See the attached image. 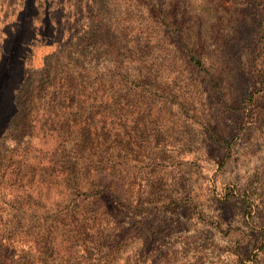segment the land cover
I'll return each mask as SVG.
<instances>
[{
	"label": "rangeland",
	"instance_id": "rangeland-1",
	"mask_svg": "<svg viewBox=\"0 0 264 264\" xmlns=\"http://www.w3.org/2000/svg\"><path fill=\"white\" fill-rule=\"evenodd\" d=\"M177 8L173 0H153L152 7L147 9V17H133L130 22L125 21L126 27L121 35L128 46L135 48L142 56L155 57L161 64L167 59L164 55L167 45L177 48V42L183 44L186 51L182 54L180 63L185 65L184 75L201 85L207 81L223 99L226 95L224 88L230 85L226 84L218 62L217 70L210 71L214 60L213 51L206 44L200 43L199 39L193 42L191 48L188 47L187 20L178 19ZM223 9L230 11L227 0ZM92 19V8L88 0H23L22 5L20 0H0V33L7 36L0 43V51L4 57L0 63V130L7 122V112L11 107L7 93L19 82L23 63L26 69L25 80H43L45 74L50 78L46 85H41L40 92L34 95V107L25 114L32 119L28 121L29 132L21 140L26 138L29 142L21 144L17 141V146L10 152L0 150V264H48L57 255L64 256L65 259L57 260L56 264H100L103 259L97 257L100 248L94 243L92 228L81 231L75 227L82 214L70 209H79L81 198L91 197L86 186V173L77 176L74 168L64 162L65 138L66 135L78 134L82 141L90 142L93 146L97 140H111L119 147V143H116L117 137L122 136L124 141H128L136 128L141 126L137 124L138 113L129 111L114 118L108 112V107L114 101L106 93L104 99L108 105L105 108L107 114L99 109L94 112L82 111L93 100L85 92L69 95L66 101L59 103L63 112L53 108L47 118L36 104V101L44 99V93H51L47 96L48 100L56 97L57 85L51 82L57 79L61 71L55 62L56 52L73 40L76 44L83 43L86 36L81 33L91 32L90 28H85V23H91ZM217 22L219 26H213L219 41L217 51H223L232 45L227 38L220 35L225 21L218 17ZM199 31L197 29V33ZM96 35L92 33L87 39L94 40ZM164 40L167 44L161 43ZM254 47H259V44ZM257 58H254L252 68L256 67ZM130 63L134 66L128 73L131 78L139 66V60L132 59ZM249 79L251 91L237 95L235 99L228 97V109L221 117L225 124L228 120L239 122V130L235 134H231L226 126L221 127L213 121L205 129L211 143L201 147L191 137L185 139L186 129L181 125L176 129L173 139L164 144L165 155L162 157V161L168 160L172 167L179 170L181 188L186 186L188 180L194 183L203 181L201 187H208L211 182L213 191L223 192L225 201L232 198L239 202L238 206L245 217L243 223L248 230L236 239L234 249L212 252L217 258L221 252L231 257L223 264H264V208L260 206L264 205V157L256 155L264 149V143H261L264 142V71H253ZM170 81L179 98L180 89L187 86L178 82L175 75L170 77ZM131 84L136 89L143 86L142 82L134 79ZM207 91L208 88H205L204 92ZM120 103L127 105L124 99ZM186 115L192 119L195 113ZM15 126L16 122H13V127ZM253 137L258 142L250 147ZM12 143L9 141V144ZM131 147L135 148L136 145ZM252 157L256 158L254 164ZM184 165H188V168H184ZM239 167L246 170L245 175L251 171L246 183L240 189L235 185L222 188L219 177L223 173L231 174ZM239 178L240 174L237 173V180ZM82 184L85 186L81 187ZM149 189L151 190V186ZM190 195L189 193L181 197L180 201L168 199L166 204L159 205L166 215L176 221L162 243L180 244L181 247L173 248L170 253L158 245L149 246L140 251L141 259L144 256L152 257L155 252L156 256L152 258L151 264H168L169 257L176 256L179 260L180 254L193 257L190 261L185 260L184 264H216L209 256L210 229H200V245L187 235L192 233L197 222H204V216L197 214L198 205L188 202ZM257 199L260 204L255 203ZM177 210L180 212L179 216H176ZM253 218V224L249 225L248 222ZM87 219L95 225L99 218L92 216ZM223 219L227 221V216ZM13 220L14 228H10L5 234L4 225ZM215 226L220 227L219 224ZM38 229L43 230L42 234ZM222 231L228 235L233 229L229 226ZM235 231H240L239 226ZM124 239L126 237H122ZM73 247L86 260L69 261L70 249ZM101 247H108V244L101 242ZM194 249L202 254L193 255ZM120 250V244L109 248V252H115L116 255H119ZM115 258L112 257L113 260ZM105 264L111 262L105 260ZM122 264H128V260L124 259Z\"/></svg>",
	"mask_w": 264,
	"mask_h": 264
},
{
	"label": "clouds",
	"instance_id": "clouds-1",
	"mask_svg": "<svg viewBox=\"0 0 264 264\" xmlns=\"http://www.w3.org/2000/svg\"><path fill=\"white\" fill-rule=\"evenodd\" d=\"M224 2L225 0H173L178 6V19L187 20L188 47L191 48L193 42L199 39L200 43L206 44L213 51L214 60L210 71L217 70L218 62L226 84L230 85L224 88L226 95L223 99L207 81L201 85L184 75L185 65L180 63L182 54L186 51L183 44L177 42V48L167 45L164 52L167 59L163 64L155 57L142 56L135 48L127 45L121 35L126 27L125 21L130 22L133 17H147V9L152 7L153 0H88L93 19L91 23H85V28H90L91 32L81 33L86 36L83 43L76 44L73 40L56 52L55 62L61 69L57 79L51 80L57 85L56 97L48 100L47 96L51 93H44V99L36 101L39 109L44 111L45 118L51 115L53 108L63 112L59 103L66 101L69 95L81 92L93 98L88 102L89 107L82 111L94 112L99 109L107 114L105 108L108 105L104 99L106 93L114 101L108 107V112L114 118L116 115L135 111L138 113L137 124L141 125L132 133L130 140L124 141L122 136L117 137L116 143H119V147L111 140H97L93 146L90 142L82 141L78 134L66 135L65 138L64 162L74 168L77 176L86 173V186L91 197L81 198L80 208L70 210L82 214L81 220L76 222V228L81 231L92 228L94 243L100 248L97 257H103L100 264H105V260L111 264H122L124 259L128 260V264H151L156 253L153 252L152 257L144 256L141 259V250L158 245L171 253L173 248H180V244L162 243L176 221L166 215L159 205L166 204L168 199L180 201L181 197L189 193L191 195L188 202L198 205L197 214L204 216V222H197L192 233L187 235L200 245V229H210L209 256L216 264H223L231 257L221 252L217 258L212 252L234 249L236 239L248 230L243 223L245 217L238 201L232 198L225 201L223 192L213 191L211 182L208 187H201L203 181L194 183L188 180L186 186L181 188L179 170L172 167L168 160L162 161L165 155L164 144L173 139L176 129L181 125L186 129L185 139L191 137L201 147L211 143L205 129L213 121L221 127L226 126L231 134H235L239 130V122L228 120L225 124L221 119L228 109V97L235 99L237 95L250 92L249 77L252 72L264 71V0H227L230 9L227 12L223 9ZM22 3L23 0H20L21 5ZM218 17L225 21L220 35L227 38L232 45L223 51H217L219 41L213 27L219 26ZM197 29L200 30L199 33ZM92 33L97 35L90 41L87 36ZM6 38L5 34L0 33V43ZM161 43L167 44V41ZM255 44H259V47H254ZM254 58H257L256 67L252 68ZM3 59L0 51V63ZM132 59L139 60V66L130 78L129 70L134 67L130 63ZM25 72L23 63L19 82L7 93L11 107L7 112V122L0 130V150L10 152L17 146V141L21 144L29 142L26 138L21 140L29 132L28 121L32 119L25 114L34 107L33 97L40 92L41 85L50 81L46 74L43 80H25ZM173 75L178 82L187 86L180 89L179 98L170 81ZM132 79L142 82L143 86L136 89L131 84ZM205 88H208L207 93L204 92ZM121 99L126 100L127 105H121ZM186 113L195 115L189 119ZM255 116L254 111L253 119ZM13 122H16L15 127ZM9 141L13 143L9 144ZM257 142V138L253 137L249 146L254 147ZM132 145L136 147L133 148ZM256 155L264 157V149ZM133 157L136 159L133 160ZM251 159L254 164L256 158ZM183 167L188 168V165ZM251 167L250 164L249 168ZM245 171L243 167H239L231 174L223 173L219 177L222 188L235 185L240 189L251 176V171L247 175ZM237 173L240 174L239 180ZM255 203L260 204V200L257 199ZM260 206L264 208V205ZM179 215L177 210L176 216ZM92 216L99 218L95 225L87 219ZM225 216L227 221L223 219ZM254 219L248 222L249 225L253 224ZM216 224L220 227H216ZM14 226L15 220L6 223L4 233L7 234ZM229 226L233 231L225 235L222 229L226 230ZM237 226L240 228L239 232L235 231ZM38 232L42 234L43 230L38 229ZM122 237L126 239L122 240ZM37 239H40L39 235ZM101 242H106L108 247H101ZM117 244L121 245L119 255L110 253L109 248ZM200 254L202 253L193 250V255ZM113 256L116 257L114 260ZM192 258V255L180 254L177 260L176 256H171L168 264H184L185 260L190 261ZM64 259V256H53L48 264H56L57 260ZM68 259L84 261L86 257L81 256L79 250L73 247Z\"/></svg>",
	"mask_w": 264,
	"mask_h": 264
}]
</instances>
